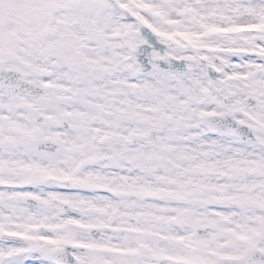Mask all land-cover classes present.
Returning a JSON list of instances; mask_svg holds the SVG:
<instances>
[{
  "label": "snow or ice",
  "instance_id": "6c2138e0",
  "mask_svg": "<svg viewBox=\"0 0 264 264\" xmlns=\"http://www.w3.org/2000/svg\"><path fill=\"white\" fill-rule=\"evenodd\" d=\"M0 264H264V0H0Z\"/></svg>",
  "mask_w": 264,
  "mask_h": 264
}]
</instances>
